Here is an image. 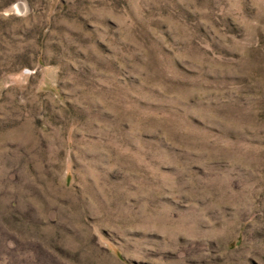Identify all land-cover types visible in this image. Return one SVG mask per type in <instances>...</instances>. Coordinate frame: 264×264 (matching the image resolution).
Instances as JSON below:
<instances>
[{"label":"rangeland","instance_id":"rangeland-1","mask_svg":"<svg viewBox=\"0 0 264 264\" xmlns=\"http://www.w3.org/2000/svg\"><path fill=\"white\" fill-rule=\"evenodd\" d=\"M0 264H264V0H0Z\"/></svg>","mask_w":264,"mask_h":264}]
</instances>
